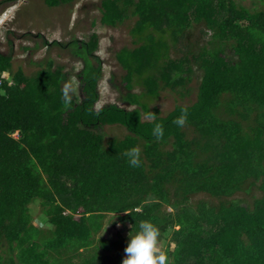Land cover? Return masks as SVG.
<instances>
[{"label": "trees", "instance_id": "trees-1", "mask_svg": "<svg viewBox=\"0 0 264 264\" xmlns=\"http://www.w3.org/2000/svg\"><path fill=\"white\" fill-rule=\"evenodd\" d=\"M100 12L109 27L134 20L132 46L114 55L132 108H95L103 77L96 33L68 44L83 66L81 99L67 103L62 65L48 58L26 74L0 51V70L9 72L0 87V264H122L129 233L144 220L159 227L168 264H264V6L101 0ZM195 24L210 32L206 44L173 56ZM194 67L201 77L192 103L165 115L150 107L160 91L186 89ZM183 108L180 128L172 121ZM155 123L164 126L160 140ZM112 125L127 133L105 139L100 129ZM134 146L139 168L123 155ZM254 188L261 195L251 206L233 198ZM197 194L217 201H194ZM108 215L111 226L128 225L126 235L99 236Z\"/></svg>", "mask_w": 264, "mask_h": 264}, {"label": "rangeland", "instance_id": "rangeland-1", "mask_svg": "<svg viewBox=\"0 0 264 264\" xmlns=\"http://www.w3.org/2000/svg\"><path fill=\"white\" fill-rule=\"evenodd\" d=\"M244 6L252 9H261L264 0H237ZM101 0H75L71 4L48 7L42 0H0V51L11 52L13 56V68L21 67L26 74L39 68L38 63L51 58L55 65H62L69 73L68 82L63 83V88L68 91L71 99L80 100V84L78 72L83 63L75 56L69 43L72 40L86 41L92 33L99 38L98 50L95 52L102 62L103 77L99 81V101L95 108L107 104L116 103L122 107L132 108L123 102L122 96L126 88L122 77L124 70L115 60V52L122 47H131L132 38L129 30L134 22L133 19L125 20L117 27H109L100 23ZM202 24H195L189 30L188 38L178 44L173 50V56H179L190 46L192 51L197 52L210 38V32L204 33ZM44 41L49 43L47 46ZM57 41L61 45L54 44ZM11 42V44H9ZM201 72L194 67L192 80L186 89L171 91L162 90L156 99L150 101V107L156 106L161 115L167 114L176 104H190L196 99L197 89L200 82ZM139 92L140 89H134ZM105 139L111 136L121 137L127 133L122 126H104L100 129ZM261 193L254 188L250 193L239 192L233 198L239 199L243 204L251 206L254 198L260 197ZM194 201L207 199L216 202L214 198H208L205 194H197ZM34 223L42 226L39 215L41 213L38 203L31 205ZM108 215L106 225L99 236L114 237L117 231L127 234L128 225L117 224L111 226L110 222L115 218ZM167 243L163 240L158 242V247L165 252ZM171 248L173 247L170 244Z\"/></svg>", "mask_w": 264, "mask_h": 264}, {"label": "clouds", "instance_id": "clouds-1", "mask_svg": "<svg viewBox=\"0 0 264 264\" xmlns=\"http://www.w3.org/2000/svg\"><path fill=\"white\" fill-rule=\"evenodd\" d=\"M65 102H68V91L64 92ZM150 120H155L154 114H149ZM188 110L181 109V113L172 123L177 127L183 128L187 123ZM164 126L162 123H155L152 129V136L156 140L164 137ZM126 162L132 168H139L142 165L141 149L138 146L127 149L124 154ZM161 232L150 220H144L139 223L138 229H132L129 233L125 256L122 264H168L169 257L158 247Z\"/></svg>", "mask_w": 264, "mask_h": 264}, {"label": "built area", "instance_id": "built-area-1", "mask_svg": "<svg viewBox=\"0 0 264 264\" xmlns=\"http://www.w3.org/2000/svg\"><path fill=\"white\" fill-rule=\"evenodd\" d=\"M1 22H3L2 19H0V23H1ZM6 78H7L6 73H5L4 71H1V70H0V87H1V85H2V83H3V80L6 79Z\"/></svg>", "mask_w": 264, "mask_h": 264}, {"label": "crops", "instance_id": "crops-1", "mask_svg": "<svg viewBox=\"0 0 264 264\" xmlns=\"http://www.w3.org/2000/svg\"><path fill=\"white\" fill-rule=\"evenodd\" d=\"M15 69H17V68H15ZM14 68H13V70H15ZM24 71V70H23ZM6 73V75H7V78L9 77V72H5Z\"/></svg>", "mask_w": 264, "mask_h": 264}]
</instances>
